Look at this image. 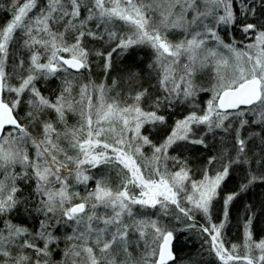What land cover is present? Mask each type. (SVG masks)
Returning <instances> with one entry per match:
<instances>
[{"label": "snow or ice", "instance_id": "1", "mask_svg": "<svg viewBox=\"0 0 264 264\" xmlns=\"http://www.w3.org/2000/svg\"><path fill=\"white\" fill-rule=\"evenodd\" d=\"M253 186L264 0L0 5V264H264V203L226 235Z\"/></svg>", "mask_w": 264, "mask_h": 264}, {"label": "trees", "instance_id": "2", "mask_svg": "<svg viewBox=\"0 0 264 264\" xmlns=\"http://www.w3.org/2000/svg\"><path fill=\"white\" fill-rule=\"evenodd\" d=\"M8 0H0V5H7ZM5 19L7 16L5 15ZM239 39V36H237ZM150 53L145 50L144 52L140 53L139 59H143L144 64L146 65L149 61ZM138 64V58L134 53L131 57H128L124 60L123 63L119 64V68L124 69L127 71L128 69H136ZM115 75V74H114ZM54 86V84L52 85ZM158 138V137H157ZM203 153V149H196L194 148L190 153V158L195 161L201 157ZM236 184L235 181H229L224 191L229 192L235 190ZM264 203V186H253L252 189L242 194L241 197L234 203L231 209V223L226 230L227 237L234 243L239 242L241 240V223H242V216H243V209L245 204H253L259 208V205ZM220 205L217 204V208L219 209ZM21 221L23 218H20ZM31 223V221H29ZM254 233L256 238L259 239L264 237V216H262L258 221L254 224ZM182 239V240H181ZM187 241V243H186ZM190 245V246H189ZM199 245V236L195 233H185L181 235L178 240L176 241L175 251L178 259V264L180 258L191 255L192 253L196 252ZM206 260L212 261L213 258L209 256H205Z\"/></svg>", "mask_w": 264, "mask_h": 264}, {"label": "rangeland", "instance_id": "3", "mask_svg": "<svg viewBox=\"0 0 264 264\" xmlns=\"http://www.w3.org/2000/svg\"><path fill=\"white\" fill-rule=\"evenodd\" d=\"M182 240V239H181Z\"/></svg>", "mask_w": 264, "mask_h": 264}]
</instances>
